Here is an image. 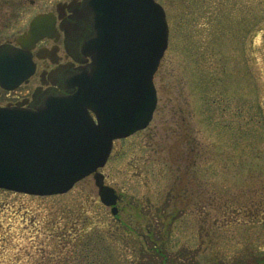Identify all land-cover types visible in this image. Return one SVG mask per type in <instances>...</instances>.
Here are the masks:
<instances>
[{"label": "rangeland", "instance_id": "rangeland-1", "mask_svg": "<svg viewBox=\"0 0 264 264\" xmlns=\"http://www.w3.org/2000/svg\"><path fill=\"white\" fill-rule=\"evenodd\" d=\"M157 1L153 118L99 168L118 214L93 174L50 196L0 188V264H86L77 242L98 232L117 248L103 264H264V0Z\"/></svg>", "mask_w": 264, "mask_h": 264}, {"label": "water", "instance_id": "water-1", "mask_svg": "<svg viewBox=\"0 0 264 264\" xmlns=\"http://www.w3.org/2000/svg\"><path fill=\"white\" fill-rule=\"evenodd\" d=\"M95 34L83 43L91 71L74 94L38 109L0 106V188L64 193L94 173L101 201L119 211L104 166L115 138L148 126L157 106L154 75L168 46L166 12L156 0H87ZM95 114L96 118L93 116Z\"/></svg>", "mask_w": 264, "mask_h": 264}, {"label": "flooded vegetation", "instance_id": "flooded-vegetation-1", "mask_svg": "<svg viewBox=\"0 0 264 264\" xmlns=\"http://www.w3.org/2000/svg\"><path fill=\"white\" fill-rule=\"evenodd\" d=\"M87 0H0V105L37 109L73 93L92 57L95 34Z\"/></svg>", "mask_w": 264, "mask_h": 264}, {"label": "trees", "instance_id": "trees-1", "mask_svg": "<svg viewBox=\"0 0 264 264\" xmlns=\"http://www.w3.org/2000/svg\"><path fill=\"white\" fill-rule=\"evenodd\" d=\"M152 241L154 243V240ZM77 243L78 245H81L82 250L85 249L88 250V252L86 250L83 253L81 252L79 256L76 255L79 258L77 260V263H86V264H103L105 262L115 263L118 259V256H116L115 253L117 248L114 247V245L112 244V239H110L108 235H106V233L103 234L98 232L96 237H93L92 235L87 236V238L84 237L82 241L79 240ZM153 245L154 246L156 245L157 247V244L154 243ZM89 254L91 255L93 254L94 256L92 258H89ZM158 254H160L161 257L166 256V252L162 250L161 251L158 250ZM82 257L84 258V261L82 260ZM168 257L169 256H167L166 261H164V264L165 263L168 264Z\"/></svg>", "mask_w": 264, "mask_h": 264}]
</instances>
